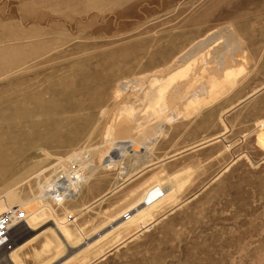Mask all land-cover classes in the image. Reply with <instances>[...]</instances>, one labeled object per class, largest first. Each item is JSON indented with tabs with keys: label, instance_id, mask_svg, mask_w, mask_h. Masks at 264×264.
Returning a JSON list of instances; mask_svg holds the SVG:
<instances>
[{
	"label": "rangeland",
	"instance_id": "obj_1",
	"mask_svg": "<svg viewBox=\"0 0 264 264\" xmlns=\"http://www.w3.org/2000/svg\"><path fill=\"white\" fill-rule=\"evenodd\" d=\"M9 207L0 264H264V0H0Z\"/></svg>",
	"mask_w": 264,
	"mask_h": 264
},
{
	"label": "built area",
	"instance_id": "obj_2",
	"mask_svg": "<svg viewBox=\"0 0 264 264\" xmlns=\"http://www.w3.org/2000/svg\"><path fill=\"white\" fill-rule=\"evenodd\" d=\"M85 168L81 162L70 161L64 167L58 169L52 176V186L46 190L48 199L57 206L65 201L79 197L84 180ZM161 197L162 193H156ZM129 218V213L125 219ZM27 213L20 207H9L0 214V249L11 244L13 230L26 223Z\"/></svg>",
	"mask_w": 264,
	"mask_h": 264
},
{
	"label": "bare ground",
	"instance_id": "obj_3",
	"mask_svg": "<svg viewBox=\"0 0 264 264\" xmlns=\"http://www.w3.org/2000/svg\"><path fill=\"white\" fill-rule=\"evenodd\" d=\"M4 212H5V211H4ZM4 212H2V213H4ZM2 213H1V214H2Z\"/></svg>",
	"mask_w": 264,
	"mask_h": 264
}]
</instances>
